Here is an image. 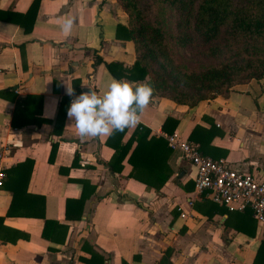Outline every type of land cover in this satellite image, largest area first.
<instances>
[{
    "label": "crops",
    "instance_id": "obj_1",
    "mask_svg": "<svg viewBox=\"0 0 264 264\" xmlns=\"http://www.w3.org/2000/svg\"><path fill=\"white\" fill-rule=\"evenodd\" d=\"M32 1L0 0V10L25 13ZM67 16L75 21L69 35L59 27ZM126 24L115 0H38L28 33L0 21V149L11 142L0 160V264H157L163 254L170 264H253L264 227L247 208L228 211L196 194L193 167L165 135L198 144L192 133L203 156L264 179V78L191 108L152 96L137 126L147 130L145 152L156 163L132 170L135 128H126L118 144L132 136L131 144L112 170L108 136L81 140L68 121L66 88L101 94L113 78L106 63L131 67ZM33 212L42 216H24ZM44 220L53 222L43 229Z\"/></svg>",
    "mask_w": 264,
    "mask_h": 264
},
{
    "label": "trees",
    "instance_id": "obj_2",
    "mask_svg": "<svg viewBox=\"0 0 264 264\" xmlns=\"http://www.w3.org/2000/svg\"><path fill=\"white\" fill-rule=\"evenodd\" d=\"M115 1L127 15L124 38L133 44L134 62L129 68L117 62L106 63V69L113 78L124 77L129 81L147 78L145 83L153 86L154 97L167 98L190 108L199 101L227 94L236 84L264 78V0H247L238 8L232 6L231 0H198L195 7V0H148L152 10L149 20L143 17L137 0ZM37 2L33 0L25 13L0 10V21L17 25L24 33L30 32ZM190 48L208 63L200 70L189 69L185 64L184 67L177 65L171 57L172 49L181 52ZM63 116L64 111L59 108L55 121L62 122ZM123 132H115L105 141L113 149L109 167L116 171L120 169V162L131 144L132 136L124 144H118ZM132 134L136 144L127 156V162L132 170L152 167L156 159L148 157L145 152V145H150V141L145 139L147 130L136 126ZM115 135L116 142L113 141ZM191 135L189 139L198 143L194 144L204 155L198 146L203 141ZM53 151L52 146L50 156ZM17 169L14 167L10 171ZM130 175L136 174L131 172ZM27 177L28 173L23 177L22 191ZM165 178L166 175L162 180ZM162 180H145L142 183L158 188ZM19 186H9L12 201L7 215H12L11 207L20 192ZM25 214L42 216V212ZM52 222L44 220L43 229ZM259 257H262L261 261ZM157 264H170L168 255L163 254ZM253 264H264V240L257 247Z\"/></svg>",
    "mask_w": 264,
    "mask_h": 264
},
{
    "label": "clouds",
    "instance_id": "obj_3",
    "mask_svg": "<svg viewBox=\"0 0 264 264\" xmlns=\"http://www.w3.org/2000/svg\"><path fill=\"white\" fill-rule=\"evenodd\" d=\"M74 22L71 16L63 18L60 30L65 35L71 34ZM153 94L154 88L150 83L116 78L109 79L101 94L89 89L76 95L73 87L69 86L66 88V95L71 98L67 119L74 124L81 140L111 136L126 128H135Z\"/></svg>",
    "mask_w": 264,
    "mask_h": 264
},
{
    "label": "built area",
    "instance_id": "obj_4",
    "mask_svg": "<svg viewBox=\"0 0 264 264\" xmlns=\"http://www.w3.org/2000/svg\"><path fill=\"white\" fill-rule=\"evenodd\" d=\"M165 140L170 149L178 152V160L193 167L192 183L196 194L224 206L228 211L247 208L256 226L264 227V179L234 169L225 161L201 155L194 143L174 132L165 135ZM10 145L11 142H7L1 147L0 160Z\"/></svg>",
    "mask_w": 264,
    "mask_h": 264
},
{
    "label": "rangeland",
    "instance_id": "obj_5",
    "mask_svg": "<svg viewBox=\"0 0 264 264\" xmlns=\"http://www.w3.org/2000/svg\"><path fill=\"white\" fill-rule=\"evenodd\" d=\"M247 0H231L232 6L235 8L241 7L245 4ZM198 0H195L194 7L197 5ZM139 9L142 12L143 17L146 20L151 18V7L148 4V0H137ZM173 53L171 55L173 61L178 65L184 64L193 70H200L203 66H206L207 61L201 59L197 53L194 52L193 49H185V51L181 50V52H177V50L172 49Z\"/></svg>",
    "mask_w": 264,
    "mask_h": 264
}]
</instances>
